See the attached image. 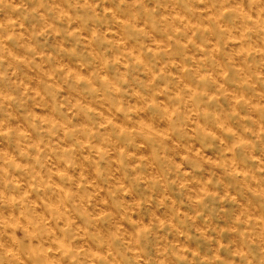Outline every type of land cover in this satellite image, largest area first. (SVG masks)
I'll return each mask as SVG.
<instances>
[{"label": "rangeland", "instance_id": "374dc122", "mask_svg": "<svg viewBox=\"0 0 264 264\" xmlns=\"http://www.w3.org/2000/svg\"><path fill=\"white\" fill-rule=\"evenodd\" d=\"M0 264H264V0H0Z\"/></svg>", "mask_w": 264, "mask_h": 264}]
</instances>
